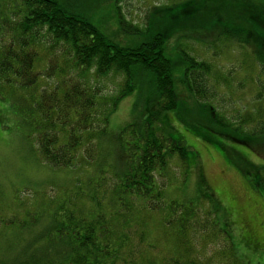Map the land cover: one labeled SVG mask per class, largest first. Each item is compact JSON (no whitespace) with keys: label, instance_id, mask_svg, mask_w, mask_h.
<instances>
[{"label":"trees","instance_id":"trees-1","mask_svg":"<svg viewBox=\"0 0 264 264\" xmlns=\"http://www.w3.org/2000/svg\"><path fill=\"white\" fill-rule=\"evenodd\" d=\"M262 7L250 14L257 44L264 42ZM6 11L9 16L0 17V97L27 104L26 120L43 163L56 169L93 167L94 174L77 178L72 193L43 197L0 220L20 228L18 234L36 227L15 254L0 252V264H253L238 253L228 222L218 218L219 204L210 208L208 195L168 198L165 178L172 163L187 170L193 149L165 125L172 123L170 115L178 116L198 135L211 136L207 141L214 133L251 147L264 137L261 99L254 113L238 112L227 121L210 104L217 93L213 65L193 51L182 50L174 59L167 31H146L136 44H122L57 0H0V12ZM128 20L118 11L121 27L142 36ZM226 23L233 28V21ZM238 29L241 38L255 35ZM258 54L264 70V55ZM110 73L122 80L107 96L99 79ZM135 90V119L115 133L110 115ZM180 97L194 100L200 118L180 112L185 104ZM240 167L264 190L263 167ZM28 192L19 191L15 199ZM150 224L159 236L149 241L144 229ZM162 241L173 249L157 251ZM209 246L212 255L200 258Z\"/></svg>","mask_w":264,"mask_h":264},{"label":"rangeland","instance_id":"rangeland-1","mask_svg":"<svg viewBox=\"0 0 264 264\" xmlns=\"http://www.w3.org/2000/svg\"><path fill=\"white\" fill-rule=\"evenodd\" d=\"M57 1L68 12L87 16L104 34L122 44H136L137 38L148 35L146 31H167L166 46L174 59L183 54L182 50L193 51L195 57L213 65L215 72L210 78L217 93L210 104L227 121H233L231 119L238 116V112L252 110L254 113L260 99L264 111V91L260 93L264 85V70L256 59L258 52L264 55V42L257 44L256 25L250 19V14L252 17L259 14L264 0ZM220 4L224 5L223 8H219ZM118 11L127 20L135 22L144 31L143 35L121 27ZM6 15L9 16L7 11L0 12V17ZM226 21H233V28ZM238 28L245 32L251 30L255 35L248 37L245 34L241 38L243 33ZM121 80V77L110 73L99 82L105 85L104 92L108 96L115 93ZM137 92L135 90L121 99L111 113L113 132H119L134 121ZM180 99L185 102L180 111L183 115L200 118V109L193 99ZM24 105L26 108L9 96L0 97V220L21 213L23 208L34 207L43 197L72 193L77 178L85 180L94 174L93 167L56 169L43 163L26 120L28 106ZM170 117L172 123L165 125L167 132L185 140L193 153L187 170L179 161L172 163L165 178L168 198L184 200L201 193L208 195L207 205L214 209L219 204L218 218L228 222L229 232L241 257L248 263L264 264V190L255 186L240 167L250 163L264 168V137L256 138L251 147L231 144V141L214 133L212 137H215L207 141L211 136L198 135L180 117ZM202 130L207 132L205 127ZM26 190L29 192L15 199L19 191ZM158 221V217H154L156 228L159 227ZM155 227L152 224L144 227L148 233L147 240L159 236ZM35 228L32 226L18 234L20 228L5 226L0 221V252L8 256L15 254L31 238ZM245 239L250 244L244 243ZM157 244V251H164L167 247L173 249L170 242ZM210 249L211 246L206 248L200 258L211 256Z\"/></svg>","mask_w":264,"mask_h":264}]
</instances>
